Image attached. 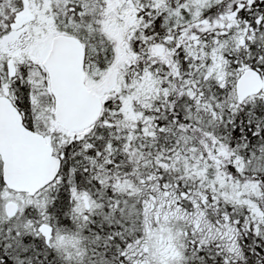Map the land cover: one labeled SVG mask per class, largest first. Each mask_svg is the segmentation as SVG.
I'll return each instance as SVG.
<instances>
[{"label":"snow or ice","instance_id":"obj_1","mask_svg":"<svg viewBox=\"0 0 264 264\" xmlns=\"http://www.w3.org/2000/svg\"><path fill=\"white\" fill-rule=\"evenodd\" d=\"M0 264H264V0H0Z\"/></svg>","mask_w":264,"mask_h":264}]
</instances>
